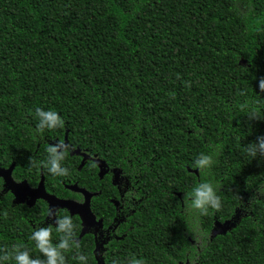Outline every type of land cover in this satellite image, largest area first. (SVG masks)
I'll return each instance as SVG.
<instances>
[{
    "label": "trees",
    "instance_id": "obj_1",
    "mask_svg": "<svg viewBox=\"0 0 264 264\" xmlns=\"http://www.w3.org/2000/svg\"><path fill=\"white\" fill-rule=\"evenodd\" d=\"M261 77L264 0H0V168L13 164L12 179L31 187L42 174L60 198H80L65 187L73 183L97 192L94 213L110 175L99 178L90 160L78 169L73 150L118 169L142 200L118 228L128 237L96 252L106 264L184 261L188 236L197 264H264V157L244 151L264 135ZM36 108L55 110L64 126L34 133ZM60 140L71 149L68 175L29 164ZM201 153L213 158L205 171L193 167ZM201 182L219 188L218 211L202 215L184 199ZM47 212L43 199L16 202L0 176V248L40 256L29 237L53 225ZM71 217L78 251L95 264L91 229L79 235ZM75 252L66 264H77Z\"/></svg>",
    "mask_w": 264,
    "mask_h": 264
},
{
    "label": "clouds",
    "instance_id": "obj_2",
    "mask_svg": "<svg viewBox=\"0 0 264 264\" xmlns=\"http://www.w3.org/2000/svg\"><path fill=\"white\" fill-rule=\"evenodd\" d=\"M258 88L261 93H264V77L259 78ZM35 116L38 119L33 130L36 134L42 133L45 129L52 130L64 126L63 118L55 110L36 108ZM70 150V146L63 140L57 141L55 144H48L46 148L47 159L37 162L31 156L29 157V164L38 165L54 176L68 175L69 170L62 166V161L65 160ZM244 151L252 159L258 156L264 157V135L257 136L255 142L248 143ZM212 163V156L201 153L196 158L193 167L205 171L212 166ZM218 191L219 188L214 187L211 182H201L186 193L184 199L189 202L191 209L198 210L200 214L204 215L207 214L209 208L217 211L221 208ZM49 216L53 218L54 225L37 226L29 237L34 242L40 256L33 258L26 246L14 245L11 249L0 248V253H2L0 254V262L13 260L15 264H66L65 253L76 250L73 259L77 261V264H87L88 257L78 251L80 243L74 231L75 225L72 217L68 214L59 216L51 209H49ZM53 231L59 234L58 242L55 244L52 242ZM128 264H145V262L143 259L133 257L129 259Z\"/></svg>",
    "mask_w": 264,
    "mask_h": 264
},
{
    "label": "flooded vegetation",
    "instance_id": "obj_3",
    "mask_svg": "<svg viewBox=\"0 0 264 264\" xmlns=\"http://www.w3.org/2000/svg\"><path fill=\"white\" fill-rule=\"evenodd\" d=\"M81 153L88 154L90 158H88L87 160H90L92 162H94V159L98 158L95 155H90L89 153L84 152V151H81L80 154ZM79 156L82 159V155H79ZM96 166L98 167L97 164ZM105 169H106V173L104 175L109 174L110 179H111L110 180L111 187H109L110 197L106 198L105 201L98 200L94 203L96 213H94L92 210V198L90 199L89 210L85 211L84 213L81 212L80 214L77 213V214L71 215L66 208H62V209H65L69 213L70 216L78 217L80 232L84 226L83 217L88 214H92L95 216L96 221L94 222V224L90 227H86L87 229H91L89 230V232L92 235L94 244H95L94 249H93V252L95 253V260H96L95 264H106L105 262L100 260L101 258H103L102 253H100L99 255L96 254V252L99 253L100 251L106 250V246L103 245L104 242H108L111 240L120 241L128 237V231H129L128 229H126L125 231H119L118 228L124 227L125 223L128 221L129 216L132 213H134L136 209L139 208V203L142 200L140 197L137 196V191L135 190V187H133V183L123 181V177L121 176L120 171L118 169L109 168L107 164L105 166ZM99 170L100 169L98 167L97 175L99 173ZM87 191L90 193H93L89 190ZM77 193L80 195L79 199H71V198H65V199H71L78 203H82L84 201V196L80 192H77ZM94 193H97V192H94ZM24 204L26 203L24 202ZM47 208H48V204H47ZM62 209H58L55 213H57L59 210H62ZM46 220L54 225L53 218L49 216V208H48V212L46 215ZM138 233H139L138 231L131 233L130 238H132V240L135 239V235ZM188 241L191 246V249L189 250L191 252V256L189 258H186L184 261L176 260L175 264H197L195 252L198 249H200V247L199 245H197L195 238L188 236ZM130 244L131 245L128 244L124 247V249L129 252L132 251V249L134 250V248L136 247L134 244L132 243Z\"/></svg>",
    "mask_w": 264,
    "mask_h": 264
},
{
    "label": "water",
    "instance_id": "obj_4",
    "mask_svg": "<svg viewBox=\"0 0 264 264\" xmlns=\"http://www.w3.org/2000/svg\"><path fill=\"white\" fill-rule=\"evenodd\" d=\"M80 152L81 151L79 149L73 150L74 154L82 155V159L80 164L78 165V169H81L85 161L88 158H90L88 154L86 153L80 154ZM94 162L98 165L100 169L98 173V177L102 178L106 173V169H105L106 164L104 163L103 160L98 158L94 159ZM13 167L14 165L11 164L8 168H0V176L3 178L6 185H8V188L12 192L16 202L19 203L25 202L28 206H33L36 200L43 199L48 204V208L51 209L54 213L58 209L66 208L71 215L77 213L80 214L81 212L84 213L85 211L89 210L90 199L96 193L94 192L90 193L86 189L79 187L77 183H73V184H67L65 185V187L71 191L82 193L84 196V201L82 203H78L71 199L60 198L46 191L44 185V176L42 174L40 176L39 182L35 187H31L26 180L14 181L11 176ZM95 221L96 220L94 215L92 214L85 215L83 217L84 226L79 235H82V233L87 231L88 229L86 227L92 226ZM224 226L222 227L223 229L225 228Z\"/></svg>",
    "mask_w": 264,
    "mask_h": 264
}]
</instances>
